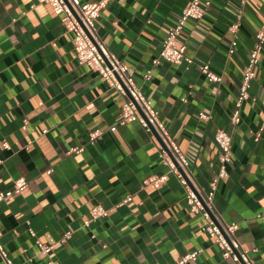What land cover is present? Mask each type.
<instances>
[{
  "label": "crops",
  "instance_id": "obj_1",
  "mask_svg": "<svg viewBox=\"0 0 264 264\" xmlns=\"http://www.w3.org/2000/svg\"><path fill=\"white\" fill-rule=\"evenodd\" d=\"M189 1L109 0L97 29L159 110L201 189H209L219 170L216 131L232 133L229 176L219 182L214 203L223 220L238 224L236 237L256 264H264V47L251 88L257 99L244 102L239 123L231 121L264 21V0H210L208 13L189 19L180 35L194 62L163 59L146 79ZM240 7L238 45L231 52L230 26ZM73 37L49 3L0 0V192L20 176L28 181L0 201V245L8 257L16 264H175L198 251L197 259L182 264H232L163 163L160 140L137 120L119 123L122 96L97 70L79 63ZM205 62L221 81L201 71ZM97 128L104 133L92 142ZM73 147L83 150L70 152ZM163 174L162 186L145 183ZM98 203L110 213L85 224ZM67 231L72 233L64 241ZM37 239L52 244V252L42 253Z\"/></svg>",
  "mask_w": 264,
  "mask_h": 264
},
{
  "label": "built area",
  "instance_id": "obj_2",
  "mask_svg": "<svg viewBox=\"0 0 264 264\" xmlns=\"http://www.w3.org/2000/svg\"><path fill=\"white\" fill-rule=\"evenodd\" d=\"M49 3L54 11L61 16V20L70 32H73L74 47L79 63L87 64L97 70L108 82L111 87L118 90L123 98L122 118L119 123L137 120L151 133L156 131L162 141L159 143V154L165 165L170 171L175 173L178 179L185 186L187 201L191 211L201 213L207 221V230L215 236L217 244L222 249L223 256L232 260V264H256L251 255L250 249L244 247L236 237L238 224L228 223L221 217L216 209L214 197L219 182L229 176V164L232 162L233 136L225 128H219L215 133V140L220 147L219 170L216 176L210 181L208 190H203L197 186L190 169L188 157L182 152L179 144L172 137L167 125L160 116L159 110L153 105L152 100L145 95L141 86L135 78L129 74L128 65L123 62L101 39L97 29V19L101 16L103 9L107 6L109 0H42ZM211 4L210 0H190L182 10L178 21L169 27L167 35L163 40V45L159 56L153 59L152 65L148 68L145 78L152 77L153 69L161 60H167L176 64L186 63L188 66L194 62V58L187 53V44L180 39V35L189 21V19H200L204 17ZM243 8L238 9L237 20L231 24L230 29L233 32L231 52H234L238 45L239 30ZM264 47V21L257 30L255 41L250 49L246 69L242 78L239 94L236 98L234 109L231 115V121L237 124L241 121L242 107L246 100H256L252 94V82L256 77L257 66L261 58V52ZM201 71L210 81L219 82L222 75L217 73L210 62L200 65ZM200 117L208 119L210 114L200 113ZM117 128V124L111 126L112 130ZM44 131H47L44 130ZM104 133L101 128L95 129L91 133V141L95 142ZM261 130L256 132L255 139L259 140ZM3 144L9 147L7 141ZM82 147H73L72 151H81ZM166 176L151 175L145 179V183L156 187L162 186ZM28 186V181L24 176L14 180L12 188L0 192V201L10 198L15 192H21ZM132 199L129 195L121 203ZM110 209L102 203L95 204L91 210V216L85 220L89 224L92 220L108 216ZM264 218V214L261 215ZM34 235L35 231L30 230ZM71 231H67L63 240L71 236ZM37 245L44 254H50L53 246L40 239H37ZM0 252L4 257V264H16L8 257L7 252L0 245ZM198 251L186 253L179 262L182 264L191 259H197ZM50 264H60L56 259H51Z\"/></svg>",
  "mask_w": 264,
  "mask_h": 264
},
{
  "label": "water",
  "instance_id": "obj_3",
  "mask_svg": "<svg viewBox=\"0 0 264 264\" xmlns=\"http://www.w3.org/2000/svg\"><path fill=\"white\" fill-rule=\"evenodd\" d=\"M154 134H155V136H157V138H158L160 141H162L160 135H159L156 131H154Z\"/></svg>",
  "mask_w": 264,
  "mask_h": 264
}]
</instances>
